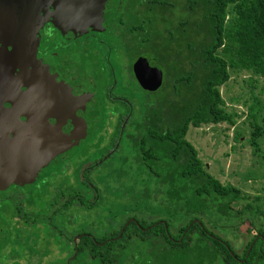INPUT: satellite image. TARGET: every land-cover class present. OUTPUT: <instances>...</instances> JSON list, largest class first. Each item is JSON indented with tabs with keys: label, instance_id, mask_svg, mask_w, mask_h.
Returning a JSON list of instances; mask_svg holds the SVG:
<instances>
[{
	"label": "flooded vegetation",
	"instance_id": "1",
	"mask_svg": "<svg viewBox=\"0 0 264 264\" xmlns=\"http://www.w3.org/2000/svg\"><path fill=\"white\" fill-rule=\"evenodd\" d=\"M102 1L104 9H90L85 4L71 6L69 0H0V75L21 77L15 81L21 89L7 107L26 111L25 118L18 122L22 129L24 125L27 128L13 133L15 142L9 143L12 150L9 148L7 155L9 166L0 165V264H25L22 257L15 260L12 252L5 251L17 252L15 247L3 244L8 229H14L13 243L24 248V243L15 238L23 239L19 231L34 220L25 204V187L40 185L39 182L53 186L58 182L56 196L47 204L52 208L59 205L62 216L71 220L74 214L70 215L64 205L68 204L69 209L88 208L97 202L98 185L91 183L88 171L116 154L122 140L137 148L138 158L143 146L149 153V126L156 124L154 128L159 131L160 124L147 112L152 111L153 116L175 96L174 79L164 80L161 63L148 51L153 44L156 51L172 49L175 54L172 40L177 33L175 17L168 11L171 8L164 9L171 26L160 27L159 20L157 24L155 20L159 9L149 6V0L130 6L124 5L125 0ZM124 24L135 42V55L118 85L112 46L100 36L103 32L119 33ZM160 36L167 44H160ZM140 58L142 62L136 66ZM162 87L163 92L168 90L163 93L165 99L156 96ZM10 114L15 116L14 112ZM1 115L0 127L4 121ZM100 124L106 129L96 133L95 126ZM38 125L41 128L36 132ZM29 142L33 144L27 146ZM155 147L160 151V144ZM102 150L100 157L84 161L81 166L80 161ZM77 169L87 198L74 187ZM65 175L69 179L63 180ZM106 234L95 236L82 231L76 239L74 234L70 246H62L56 254L62 256L68 248L92 254L95 243L105 242H97L96 237L109 235Z\"/></svg>",
	"mask_w": 264,
	"mask_h": 264
},
{
	"label": "trees",
	"instance_id": "2",
	"mask_svg": "<svg viewBox=\"0 0 264 264\" xmlns=\"http://www.w3.org/2000/svg\"><path fill=\"white\" fill-rule=\"evenodd\" d=\"M173 2L148 3L169 9ZM184 5L187 13L191 11L196 17L185 21L187 39L182 34L187 40V71L179 67L174 78L175 96L170 102L153 116L152 111L147 112L154 122L159 121L160 129L155 130V123L149 126L150 152L143 146L142 156L135 162L146 169L144 160L149 161V174L159 183L153 190L138 189L133 208L139 206L138 198L143 193L149 204L158 199L165 208L173 206L174 218L147 221L132 214L126 219L133 218L128 225L125 221L108 236L96 237L97 242H105L95 243L90 255L101 264H264V227L257 229L239 254L205 221L214 227L220 221L243 223L244 215L250 213L264 220V198L260 203L248 201L239 187L211 174L187 137L191 127L235 124L238 114L227 108L220 90L231 73L247 72L264 79V0H186ZM196 9L201 10L200 18ZM255 104L249 106L247 118L251 125L249 140L258 147L257 139L264 137V113L263 106L257 108ZM241 136L238 132L236 140ZM158 144L160 151H156ZM235 201L242 207L234 208Z\"/></svg>",
	"mask_w": 264,
	"mask_h": 264
},
{
	"label": "rangeland",
	"instance_id": "3",
	"mask_svg": "<svg viewBox=\"0 0 264 264\" xmlns=\"http://www.w3.org/2000/svg\"><path fill=\"white\" fill-rule=\"evenodd\" d=\"M125 1L124 5L126 6L127 3L130 6L137 4L139 0ZM173 1L170 4L171 9L168 11L175 17L173 26L175 27L177 36L175 35V39L172 40L175 54H172V49L167 51L164 48L160 50L161 52L156 51L155 47L152 46L153 44L149 46L148 50L152 55H156L158 61L161 63V70H164V80L167 77H169L168 80L174 79L177 73H179L180 66L183 68V71H187V48L185 45L187 44V40H185V43L183 42L184 38L182 34H184V30L187 32L188 29L187 23H183V20L185 18L189 21L196 19L195 15L193 16L190 13L191 11L187 13L184 5L186 0ZM142 5H144L143 2ZM155 7L154 9H159L155 18L156 24L157 20H159L160 27L171 26L172 23L169 22L168 16L162 6L155 5ZM200 11V9H196V12L199 13V18L201 15ZM125 26L126 24L120 29L119 33L102 31L103 34L100 36L106 40L108 45L112 46L111 59L116 64L115 78L118 85L121 83V78L126 76L125 68L130 66L135 55V51L133 50L135 42L128 33V25ZM179 30L182 33H179ZM160 32L162 33V31ZM185 34L184 36L187 39V33ZM159 40L161 45L167 44L162 36L159 37ZM166 88L170 89L168 85ZM168 90L166 89L164 92L167 94ZM220 90L227 108L232 112L236 111L238 114L235 124L218 123L202 125L198 128L191 127L189 128L187 137L198 150L199 156L211 174L219 178L223 183L228 182L239 187L242 194L247 196L248 201L260 203L264 198V137L257 139L258 147L254 146L249 140L251 125L247 114L249 106L252 103L254 105L255 102V107L260 108V106H263V109H261L264 113V79L247 72H233L229 80L220 87ZM115 92L118 91L115 90ZM164 92L162 87V90L156 96L159 95L160 98L165 99L166 94L164 95ZM137 97L141 98L140 93L137 94ZM252 122H254L253 119ZM95 127L96 133H103L106 129L105 125L101 124ZM238 132L242 136L236 140L235 136ZM103 151L80 161L81 166L84 161L89 160L92 162L95 158L100 157L99 155ZM136 158H138L137 148L122 140L116 154L110 156L101 166L99 165V167L89 170L87 177L91 183L94 182L96 186L98 185L97 202L88 208L87 206H82L69 209L68 204L64 205L67 210H70V215L74 214L73 220H70V218L68 220L66 216H62L59 205H55L52 208L47 204L48 201L54 200L58 182L53 186L39 182L40 185L25 187L23 190L25 204L34 220L27 228L19 231L24 234L20 235L23 236V239L19 240L18 237L15 238L16 241L24 243V248L22 246L17 247L13 243L15 237L14 229H8L3 244L6 247H15L17 252L11 249L5 251L12 252L11 254L15 255V260L22 257L25 264H101L90 254L76 253L71 248L63 252L62 256L60 253L56 254V252H60L62 246L66 248L70 246L72 235L75 234L74 239L82 231H88L95 236L104 233L108 235L114 230L113 228H117L132 214H138L139 218L142 216L147 221L162 217L172 220L175 212L173 206L168 204L169 207L165 208L161 200L158 199L154 201L150 200L152 204H149L147 199L143 197V193L138 198L140 200L138 201L139 206L135 209L133 208L136 201L134 199L138 197V189L144 190L146 188L153 190L157 188L159 183L156 177L153 178L149 174L152 173L150 169H147V162L149 161L144 160L147 168L145 169L144 166V169H142L140 165L134 164L137 162ZM80 169H77L74 175L76 180L74 187L79 188L80 194L84 198H87L86 186L79 182ZM48 171L50 170L48 169ZM140 171H144L145 173L138 174ZM158 171L160 172L161 168ZM45 175L49 176L47 173ZM66 176L63 180L69 179V176ZM257 197L260 201H254ZM232 205L234 208L239 209L243 204L235 201ZM55 209L58 210L57 213L53 212ZM248 217L255 224L252 225ZM243 218H246L243 223L239 220H237L236 224L233 220L226 221L225 223L220 221L216 227H214L215 224H211L207 220L205 221L213 232L226 238L231 242L233 249L241 254L244 246L257 232V229L264 227V220L260 219L259 214L253 215L250 213L248 216L244 215ZM131 219L133 218L131 217L126 221L125 226ZM71 221L73 222L71 223ZM6 224L8 225V222ZM247 228H251V230H247ZM4 255H7V253Z\"/></svg>",
	"mask_w": 264,
	"mask_h": 264
},
{
	"label": "water",
	"instance_id": "4",
	"mask_svg": "<svg viewBox=\"0 0 264 264\" xmlns=\"http://www.w3.org/2000/svg\"><path fill=\"white\" fill-rule=\"evenodd\" d=\"M69 4L71 6H75V5L82 6L83 4H85L84 6H87L90 9H104L103 7H105L104 1L102 0H69ZM91 6H93V8H91ZM141 62H142V58H140L137 61L136 66ZM136 69L137 68H135V71ZM19 80H21V77L12 78V77H7L3 74L0 75V118L2 117L1 115L2 113L4 118V121L2 123L3 125L0 127V165H5V166H9L6 165L9 162V159L7 158L8 149L10 148L12 150L11 145L9 143L15 142V134L13 133L16 131H20L22 129V127L20 126V124L22 123L18 121H22L25 118L24 112H26L23 108H22V112H19V110H14L10 107H7L8 102L13 100L16 92L20 91L21 89L19 86L16 85L17 83H15V81L18 82ZM14 86L15 88H12ZM10 112H14L15 116L13 115L11 116ZM35 128L37 132L38 130H40L41 127L40 125H38ZM25 129H27L26 125H24L23 129L20 132L26 131ZM29 143L27 144V146L33 144V142L30 144ZM2 149L4 150L6 149L7 151L3 153ZM0 170L2 171L1 166H0Z\"/></svg>",
	"mask_w": 264,
	"mask_h": 264
}]
</instances>
